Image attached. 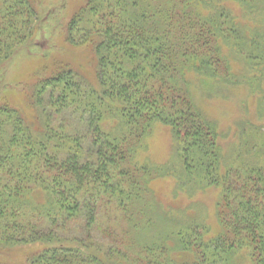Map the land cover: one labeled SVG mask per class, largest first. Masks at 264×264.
<instances>
[{"label": "trees", "instance_id": "16d2710c", "mask_svg": "<svg viewBox=\"0 0 264 264\" xmlns=\"http://www.w3.org/2000/svg\"><path fill=\"white\" fill-rule=\"evenodd\" d=\"M38 20L31 0H0V65ZM236 20L223 0H80L66 40L87 62L60 61L20 90L31 122L26 103L0 101V253L25 248L12 264H264V127L238 119L222 138L202 107L257 78L264 116V31ZM230 55L258 72L239 78ZM155 125L171 143L160 166L141 161ZM168 178L172 202L215 196L214 226L199 209L162 207L153 184Z\"/></svg>", "mask_w": 264, "mask_h": 264}, {"label": "rangeland", "instance_id": "374dc122", "mask_svg": "<svg viewBox=\"0 0 264 264\" xmlns=\"http://www.w3.org/2000/svg\"><path fill=\"white\" fill-rule=\"evenodd\" d=\"M36 7L39 20L37 24L40 28L36 31L32 41L29 43H22L15 46L16 51L6 62L0 65V101L4 98L6 101L16 105L26 103L23 107L24 115L29 117V121L33 116V112L25 95L19 93L24 90V86H33L42 77L51 74L52 69H55L58 62L62 61L68 65L80 64L87 62L90 54L88 51L80 48H75L66 40L67 26L70 22L72 14L75 13L80 0H31ZM262 8L253 7L249 12L239 5L234 0H223V4L230 10L231 14L237 19V23L241 28L252 31H264V0H261ZM224 53L229 55V49L222 48ZM233 72L239 78L246 73V77L252 76L258 72L257 68L249 70L244 64L241 57L232 58L230 55ZM48 65L47 71H42ZM247 68V71H246ZM264 68V67H263ZM245 72V73H244ZM259 80L254 78L251 83L241 78V85L230 87L225 92V98H211V102L202 103V107L210 118L218 123L219 131L222 138H232L234 130L237 128L236 122L238 119H249L258 125L264 127V116L258 117L257 106L260 99ZM239 83V84H240ZM29 88V87H26ZM260 88L264 93V81ZM30 89V88H29ZM27 90V89H26ZM31 90V89H30ZM25 100V101H24ZM23 101V102H22ZM22 102V103H21ZM40 108V104H39ZM42 108V106H41ZM44 116V114H43ZM27 117V118H28ZM51 123L56 127L60 123V118L50 116ZM31 122V121H30ZM64 125V124H63ZM228 139L223 141V152H229L230 148L226 146ZM170 138L165 131L159 126L155 125L150 134L145 140V149L141 153V161L145 160L151 165L160 166L168 163L170 160L171 150ZM262 154L264 155V140L261 144ZM228 154V153H227ZM229 156V155H226ZM264 158V156H263ZM175 180L168 178L162 181H155L153 189L156 197L162 201V207L166 210L169 204L176 205V207L188 208L189 216L196 215V209L204 213V219L211 225H215L213 219V202L216 200L215 196L207 193H193L194 196H182L180 202H172L171 195L174 188ZM214 200V201H213ZM182 208V209H183ZM100 224L106 223L105 216H100ZM119 224L118 234L121 235V229L126 228V222L117 221ZM124 227V228H123ZM17 251H4L0 253V264L19 263L23 254L27 253L25 248L16 249Z\"/></svg>", "mask_w": 264, "mask_h": 264}]
</instances>
